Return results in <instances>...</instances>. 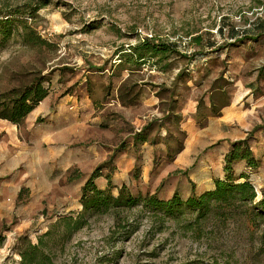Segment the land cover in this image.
Masks as SVG:
<instances>
[{"label":"rangeland","instance_id":"obj_1","mask_svg":"<svg viewBox=\"0 0 264 264\" xmlns=\"http://www.w3.org/2000/svg\"><path fill=\"white\" fill-rule=\"evenodd\" d=\"M25 4L42 5L32 26L54 50L10 44L0 53V90L41 70L50 93L19 128L0 120V264L17 261L18 238L34 243L57 216L78 212L81 187L101 166L96 185L111 173L114 195L125 186L134 196L184 199L222 175L239 119L248 126L242 140L264 135V0H0V11ZM143 38L177 54L155 67L120 66L121 52ZM217 86L229 106L220 118L207 108ZM142 132L156 144L133 145ZM251 180L260 195L264 182ZM113 224L98 218L76 234L68 264H264L258 235L245 228L196 236L141 219L130 237L110 240Z\"/></svg>","mask_w":264,"mask_h":264},{"label":"trees","instance_id":"obj_2","mask_svg":"<svg viewBox=\"0 0 264 264\" xmlns=\"http://www.w3.org/2000/svg\"><path fill=\"white\" fill-rule=\"evenodd\" d=\"M41 8L42 5L32 7L25 4L0 11V53L10 44H18L25 50L41 55L54 50V45L42 39L32 26L36 13ZM230 36L236 38L233 31ZM191 42L199 47L201 37H194ZM208 47L211 49L214 45L210 43ZM174 54H177L176 45L143 38L129 47V53L121 52L120 66L140 68L153 62L155 67ZM158 70L164 71L165 67ZM49 76L50 73L43 74L38 70L11 78L10 84L0 90V120L19 128L48 97ZM208 96L207 108L210 115L219 117L220 111L228 106L226 91L217 86ZM119 97L123 100L121 94ZM134 100L129 99L124 104L131 105ZM145 134H137L133 145L147 142L150 145L156 144V140L149 139ZM101 167L81 187L80 210L57 216L44 232L36 235L34 243L27 237L18 238L14 246L18 259L10 264H68L67 255L70 254V243L74 236L87 229L92 221L102 217L113 220L110 240L119 235L130 237L137 231L139 220L146 219L159 232L177 228L196 236L219 232L229 227L245 228L251 236L258 235L259 247L264 249V190L258 195L251 180L252 175L260 168V160L254 157L249 138L230 144L223 157L222 177L214 178L209 190L195 194L192 188L190 195L184 199L177 193L167 200L159 198L156 193L134 196L125 186L115 188L114 195L111 173L104 176V187L96 185ZM113 258L103 257L99 262L114 263L115 256ZM211 264L231 263L213 261Z\"/></svg>","mask_w":264,"mask_h":264},{"label":"crops","instance_id":"obj_3","mask_svg":"<svg viewBox=\"0 0 264 264\" xmlns=\"http://www.w3.org/2000/svg\"><path fill=\"white\" fill-rule=\"evenodd\" d=\"M71 99V98H69ZM73 99V98H72ZM66 99H64V103L63 104H67V101H65ZM45 101V100H44ZM43 101V102H44ZM42 102V103H43ZM41 103V104H42ZM41 104L39 106H41ZM237 105V104H236ZM229 111V106L223 108L221 111H220V116L221 114H223L225 111ZM239 113H241V111H239ZM220 118V117H218ZM241 118V117H239ZM240 121V129L238 131V133L234 136V140H242L246 134H247V131H248V126L246 123H244L242 121V119H239ZM258 123V122H257ZM256 123V124H257ZM250 144V149L254 155V157L258 160H260V168L257 170V172L252 175L251 179L253 178V176L255 178H257L259 181L261 182H264V135L262 133V130H259V133H258V136H256V138L253 140L252 143H249ZM225 155V154H224ZM224 157V156H223ZM222 163H223V160H222ZM241 167V166H240ZM239 167V168H240ZM212 177V176H211ZM222 175L220 177H217V178H221ZM214 179V178H213ZM253 182V181H252ZM212 183V182H211ZM211 185V184H210ZM211 188V186L209 188H206L204 189L202 192L206 191V190H209ZM200 192V193H202Z\"/></svg>","mask_w":264,"mask_h":264},{"label":"bare ground","instance_id":"obj_4","mask_svg":"<svg viewBox=\"0 0 264 264\" xmlns=\"http://www.w3.org/2000/svg\"><path fill=\"white\" fill-rule=\"evenodd\" d=\"M35 113V112H34Z\"/></svg>","mask_w":264,"mask_h":264}]
</instances>
